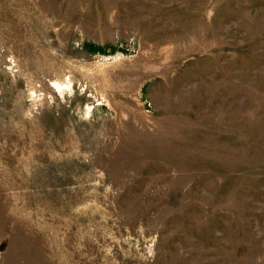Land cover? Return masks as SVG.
<instances>
[{
    "label": "rangeland",
    "instance_id": "1",
    "mask_svg": "<svg viewBox=\"0 0 264 264\" xmlns=\"http://www.w3.org/2000/svg\"><path fill=\"white\" fill-rule=\"evenodd\" d=\"M0 264H264V0H0Z\"/></svg>",
    "mask_w": 264,
    "mask_h": 264
}]
</instances>
